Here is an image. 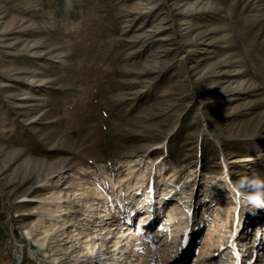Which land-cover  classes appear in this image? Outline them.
I'll list each match as a JSON object with an SVG mask.
<instances>
[{
	"label": "rangeland",
	"instance_id": "rangeland-1",
	"mask_svg": "<svg viewBox=\"0 0 264 264\" xmlns=\"http://www.w3.org/2000/svg\"><path fill=\"white\" fill-rule=\"evenodd\" d=\"M128 172L143 175L130 193ZM253 173L264 179V0H0V264H94L61 233L87 218L73 192L89 185L102 206L228 210L211 253L235 264L264 219L238 187ZM186 226L175 257L202 246L204 223Z\"/></svg>",
	"mask_w": 264,
	"mask_h": 264
},
{
	"label": "bare ground",
	"instance_id": "bare-ground-1",
	"mask_svg": "<svg viewBox=\"0 0 264 264\" xmlns=\"http://www.w3.org/2000/svg\"><path fill=\"white\" fill-rule=\"evenodd\" d=\"M28 93L26 91L24 96L19 98L29 97ZM127 174L128 179L125 178L127 179L125 183L130 193V190L141 186L143 175L140 172ZM90 189L89 185L73 192V197L78 204L85 206L87 218L71 223L70 230L66 233L65 228L61 233L70 237L69 241L75 240L76 243L82 244L85 253L92 258L94 264H188L191 260L190 264H221L215 259L218 252L212 254L211 247L219 249L227 246L221 237H223L222 228L228 221V210H214L207 215L200 212L191 215L189 211L174 206L161 210L155 207L143 210L136 207L141 203V198L134 201L126 197H122L123 200L116 205L111 203L108 206H102L99 199L102 195L105 197L104 194L107 195V193L102 192L103 190L98 187H94L93 192H90ZM149 193L150 188L145 189L143 195L148 197ZM148 202L153 204L155 199L149 198ZM57 207L50 205L46 209L51 213L58 208L62 210V213L66 212V208ZM120 211H126L125 217ZM197 220L205 226L201 236V248L194 256H191L192 250L183 257L179 256L180 258L175 257L174 254L171 255L172 253L167 250L168 247L183 236L188 223ZM156 221L162 222L164 227L160 230H151L149 234L143 233V228L152 226ZM133 222L137 225L136 227L132 226ZM250 224L246 226L245 232L247 230L248 232L242 237L240 247L232 252L235 264H264V219H253V224L251 226ZM197 230H193L194 233ZM157 243H160V247L156 245ZM142 246L143 248L140 249L139 247ZM143 249L144 253L140 252ZM137 258L140 261L136 262ZM249 260H251L250 263Z\"/></svg>",
	"mask_w": 264,
	"mask_h": 264
},
{
	"label": "clouds",
	"instance_id": "clouds-1",
	"mask_svg": "<svg viewBox=\"0 0 264 264\" xmlns=\"http://www.w3.org/2000/svg\"><path fill=\"white\" fill-rule=\"evenodd\" d=\"M238 187L245 190V199L253 209L252 214L264 209V179L253 173L252 176L241 179Z\"/></svg>",
	"mask_w": 264,
	"mask_h": 264
}]
</instances>
